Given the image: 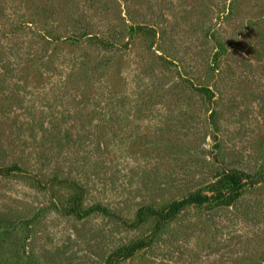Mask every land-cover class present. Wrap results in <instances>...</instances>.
<instances>
[{
  "label": "rangeland",
  "instance_id": "1",
  "mask_svg": "<svg viewBox=\"0 0 264 264\" xmlns=\"http://www.w3.org/2000/svg\"><path fill=\"white\" fill-rule=\"evenodd\" d=\"M241 175L264 0H0V264H264Z\"/></svg>",
  "mask_w": 264,
  "mask_h": 264
},
{
  "label": "trees",
  "instance_id": "2",
  "mask_svg": "<svg viewBox=\"0 0 264 264\" xmlns=\"http://www.w3.org/2000/svg\"><path fill=\"white\" fill-rule=\"evenodd\" d=\"M241 177H246V178H248L249 180H252V179H253V180H254V179H257V180H264V176L241 175ZM240 181H241V180L239 179L238 182H237V184H236V186H234V187L239 188L238 185L241 184ZM237 188H236V189H237ZM189 203H190L189 200H185V201H183V202L175 203V204L171 205V206H170V213H171V214H170V216H169V219L174 218L175 215H176L181 209H183L185 206H187ZM142 244H144V242H143V243H142V242H138V243H136V244L130 246L129 248H127V249H125V250H123V251H131V250H133V249L139 247V246L142 245Z\"/></svg>",
  "mask_w": 264,
  "mask_h": 264
}]
</instances>
